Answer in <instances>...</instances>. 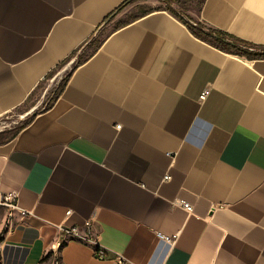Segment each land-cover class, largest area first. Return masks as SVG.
Masks as SVG:
<instances>
[{"label": "crops", "instance_id": "0c3cea01", "mask_svg": "<svg viewBox=\"0 0 264 264\" xmlns=\"http://www.w3.org/2000/svg\"><path fill=\"white\" fill-rule=\"evenodd\" d=\"M130 1L0 0V117L86 48L52 105L0 144V196L19 207L0 264H264V59L167 10L104 33ZM199 1L171 7L264 47V0ZM88 222L98 245L61 230Z\"/></svg>", "mask_w": 264, "mask_h": 264}, {"label": "rangeland", "instance_id": "374dc122", "mask_svg": "<svg viewBox=\"0 0 264 264\" xmlns=\"http://www.w3.org/2000/svg\"><path fill=\"white\" fill-rule=\"evenodd\" d=\"M159 5L161 4H159L157 0H131L109 20L111 21V25L109 28L105 29L104 33L107 32L108 29L115 26L118 22L127 20L144 10L157 7ZM176 9L180 10L178 6H176ZM83 50H86V48L79 50L71 58L63 62V64H61V66H59L51 74L49 78L50 80H46L41 85L39 90L35 92L29 103L0 117V140L10 139L22 123L32 115L33 107L35 111L40 110L47 102L52 100L54 94L59 90L62 81L76 63L77 58L83 53ZM49 264H59V255L54 254L51 256Z\"/></svg>", "mask_w": 264, "mask_h": 264}, {"label": "trees", "instance_id": "16d2710c", "mask_svg": "<svg viewBox=\"0 0 264 264\" xmlns=\"http://www.w3.org/2000/svg\"><path fill=\"white\" fill-rule=\"evenodd\" d=\"M164 7L160 6L155 9H147L144 10L141 14L146 15L147 13L154 11V10H167L174 14L176 17H178L181 21H183L191 33L198 37L199 39L207 42L208 44L230 54L234 55H239V56H244L250 60L254 59H264V47L259 46L257 44H254L252 42L243 40L241 38H237L231 34H228L227 32H224L222 30H218L215 28H212L210 26H207L201 21H194L190 22L188 21L183 15L177 13L172 7L171 4L172 2H178V0H159ZM204 0L199 1V7L203 3ZM139 16H134L130 18L129 20H126L124 22H121L118 26H123L128 24L131 20L138 19ZM86 58V57H85ZM83 59H79L76 62V65H79ZM75 65V66H76ZM69 75H67L64 80L62 81L59 90L54 94L52 100L48 104L47 107L51 106L53 101L58 97L59 93L64 89L67 81H68ZM30 122V119L24 121L22 125L16 130V132L12 135L10 139L7 140H0V144L6 143L7 141L12 140L15 138L18 133ZM52 253H47L43 258L42 261L45 262L51 257Z\"/></svg>", "mask_w": 264, "mask_h": 264}, {"label": "built area", "instance_id": "2783aa9c", "mask_svg": "<svg viewBox=\"0 0 264 264\" xmlns=\"http://www.w3.org/2000/svg\"><path fill=\"white\" fill-rule=\"evenodd\" d=\"M209 93L210 90L208 88L204 90L201 95V99L206 98ZM183 206L187 210H191V206L189 204L183 203ZM17 210H19V207L17 204L16 194H5L0 196V237L13 227L14 212ZM68 213H70V211ZM21 214L26 215L27 212L22 211ZM61 230L66 236H70L72 239L98 245L97 240H95L92 235V224L90 222L86 224L84 233H82L80 228L76 226L62 227ZM95 254L99 258H104L106 252L103 249L98 248L95 250Z\"/></svg>", "mask_w": 264, "mask_h": 264}]
</instances>
